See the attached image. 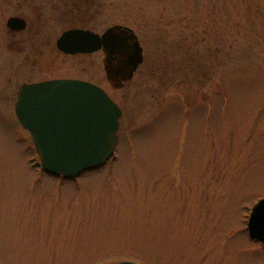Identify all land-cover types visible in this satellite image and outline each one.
I'll return each instance as SVG.
<instances>
[{
  "label": "rangeland",
  "instance_id": "1",
  "mask_svg": "<svg viewBox=\"0 0 264 264\" xmlns=\"http://www.w3.org/2000/svg\"><path fill=\"white\" fill-rule=\"evenodd\" d=\"M8 18L0 9L1 31ZM101 21L134 27L145 48L124 88L100 52L58 57L54 44L29 50L27 77L87 80L118 103L120 140L103 169L63 188L41 174L14 99L0 94V264H264L247 233L264 197V0H110L87 23Z\"/></svg>",
  "mask_w": 264,
  "mask_h": 264
},
{
  "label": "water",
  "instance_id": "2",
  "mask_svg": "<svg viewBox=\"0 0 264 264\" xmlns=\"http://www.w3.org/2000/svg\"><path fill=\"white\" fill-rule=\"evenodd\" d=\"M58 47L67 54L93 53L102 47L119 53L126 58L124 82L133 78L144 59L136 34L120 27L110 28L103 36L71 30L60 37ZM110 73L109 80L117 86ZM16 114L32 136L44 171L51 175L74 179L103 167L114 155L122 110L93 83L56 79L24 85L18 94ZM248 228L251 239L264 243V199L253 208Z\"/></svg>",
  "mask_w": 264,
  "mask_h": 264
},
{
  "label": "flooded vegetation",
  "instance_id": "3",
  "mask_svg": "<svg viewBox=\"0 0 264 264\" xmlns=\"http://www.w3.org/2000/svg\"><path fill=\"white\" fill-rule=\"evenodd\" d=\"M109 1L110 0H0V9H6L9 16L6 21V30H0V57H2L1 60H3L0 65H4L2 70L5 72L6 77L8 78L4 80L5 82L0 79L2 80L0 84V94H2L1 92H4L3 97L7 100L9 99L10 103H12V98L14 99V109L17 102L18 93L24 85L56 79H68L49 78L35 82L28 80L29 50L33 52L34 49H41L54 44L56 55L58 57L63 56L64 58L69 56H72V58L75 56H91L100 52L101 55H103L104 71L106 76L108 78V71L110 70L111 77L116 79L115 81L117 88L119 87L118 89L124 88L127 83L131 82L135 78L146 58L144 47H142L144 55L143 62L134 73L133 78L128 82L121 81L123 80L124 76H126L123 71L126 58L121 56L119 53H109L105 50V47H102L100 50L93 53L67 54L61 51L58 47V41L60 37L65 32L71 30L90 31L103 36V34H105L110 28L120 27L123 29H130L136 34L134 27L125 25L123 23L106 27L105 25L107 24H103L101 21L100 24L95 25V28L90 27V23H87V20L89 19V21H91V19H93V17L97 16L98 14L100 16H106ZM77 18L82 21V23H80L81 25H78V23L75 22ZM135 18L136 16L134 15L133 19ZM139 18L140 17H138L136 20ZM70 23L75 24H72L73 26L64 28L61 35L56 38L55 41L48 38L47 40L44 39V33L57 32V30H60L61 27ZM9 37L10 41L8 39ZM137 37L139 39V35H137ZM139 42L142 46L140 39ZM52 48H54V46ZM39 53L45 56L48 55V52H46L45 49L41 50ZM37 62H39V60ZM24 78L26 81L21 82L17 88V91L14 92L16 82ZM117 79L120 81H117ZM8 94H10L9 97H7ZM41 174L47 175L42 171ZM55 180L59 183L60 187L63 188L64 182L76 183L79 178L72 181H67L62 178H55Z\"/></svg>",
  "mask_w": 264,
  "mask_h": 264
},
{
  "label": "bare ground",
  "instance_id": "4",
  "mask_svg": "<svg viewBox=\"0 0 264 264\" xmlns=\"http://www.w3.org/2000/svg\"><path fill=\"white\" fill-rule=\"evenodd\" d=\"M39 171H42L41 169ZM91 171V170H90ZM43 172V171H42ZM77 178V177H76Z\"/></svg>",
  "mask_w": 264,
  "mask_h": 264
}]
</instances>
